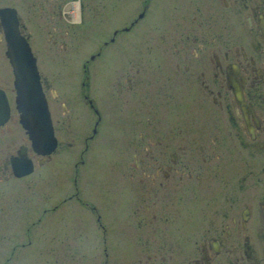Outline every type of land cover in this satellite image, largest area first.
<instances>
[{"label":"flooded vegetation","instance_id":"obj_1","mask_svg":"<svg viewBox=\"0 0 264 264\" xmlns=\"http://www.w3.org/2000/svg\"><path fill=\"white\" fill-rule=\"evenodd\" d=\"M174 1L175 18L151 51L152 0H0V264H37L42 227L71 199L106 231L79 172L102 111L110 113L106 100L119 131L111 171L121 193L107 202L134 221V241L150 242L143 226L162 252L191 233L185 264H264V0ZM11 25L48 104L56 144L48 153L32 148L19 122L5 52ZM74 55H84L82 72L57 67L48 77L44 58L64 64ZM156 256L137 264L165 263Z\"/></svg>","mask_w":264,"mask_h":264},{"label":"rangeland","instance_id":"obj_2","mask_svg":"<svg viewBox=\"0 0 264 264\" xmlns=\"http://www.w3.org/2000/svg\"><path fill=\"white\" fill-rule=\"evenodd\" d=\"M174 4L175 1L172 0L168 7L163 5L162 0H152L149 5L147 18L145 19L147 26L150 27L152 41L149 45V50L154 51L157 49L154 42L155 36L167 25H170L172 19L175 18L174 15L177 13V8L173 6ZM83 57L84 55L67 57L64 59V64L60 61L54 63V58H44L43 63H45L44 65L47 68L48 77L54 81V70L57 67L63 68L66 66L68 68H76L78 72H82L79 68ZM96 63L97 61H93L92 66H96ZM76 88L78 89L77 84ZM106 101L110 113L108 115L102 111L98 136L88 141L87 151L83 155L84 164L80 165L79 172L81 173L82 192L84 196L88 197L87 200L90 204L92 202L95 208L100 207L101 212L104 213L102 215L107 229L103 233L95 219V213L83 206V204L80 205L75 199H71V201L61 204L51 216L52 226L46 227V232H44L42 227L40 236H36L40 240L36 238L37 242L35 245L37 248L35 251L40 249L42 253L41 258L36 263L137 264L142 263V260L147 255L152 256L151 260L155 263L158 262V256L156 255L161 254L165 259L164 264H176L174 261L180 259L183 260L182 264H185V259L187 260L195 253L191 246L194 235L185 233L184 240L177 247L168 248L162 252L161 250L156 251L153 235L145 227L141 226L138 234L148 237L150 242H145L142 245L135 242L134 221L119 212L116 204L107 202L119 198L121 193L115 192V182L112 179L113 171H111L112 153L117 143L116 138H118L119 131L115 129L113 131V121H108V117L113 111L111 107L112 100ZM82 109L84 112L91 113L87 105H82ZM79 146L80 148L82 147L81 144ZM57 164H59V160ZM61 182V179L57 181V197L61 195V189H59ZM112 211L114 216L109 217L111 214H108V212ZM43 224L48 225V222ZM183 229L190 231L192 227L183 226ZM103 244L108 254L106 256L102 251ZM24 250H22L21 256H23ZM43 257L50 258V260L46 262ZM23 264L29 263L23 261Z\"/></svg>","mask_w":264,"mask_h":264},{"label":"water","instance_id":"obj_3","mask_svg":"<svg viewBox=\"0 0 264 264\" xmlns=\"http://www.w3.org/2000/svg\"><path fill=\"white\" fill-rule=\"evenodd\" d=\"M6 28V55L10 65L14 83L17 88V110L19 122L27 130L32 148L41 153L50 152L55 144L46 99L40 88L38 74L28 44L18 33L16 25ZM25 66L24 73L21 68Z\"/></svg>","mask_w":264,"mask_h":264},{"label":"bare ground","instance_id":"obj_4","mask_svg":"<svg viewBox=\"0 0 264 264\" xmlns=\"http://www.w3.org/2000/svg\"><path fill=\"white\" fill-rule=\"evenodd\" d=\"M6 28H8V27H6ZM7 45V44H6ZM8 46V45H7ZM34 64H35V62H34ZM35 67H36V65H35ZM24 69H26L25 68V66L23 65L22 66V68H21V71H22V73H24ZM36 72H37V74H38V71H37V67H36ZM15 76V75H14ZM38 81H39V74H38ZM14 85H15V83H14ZM15 87H16V85H15ZM16 92H17V88H16ZM17 95V94H16ZM18 96V95H17ZM17 96H16V98H17ZM17 105V104H16ZM18 106V105H17Z\"/></svg>","mask_w":264,"mask_h":264}]
</instances>
